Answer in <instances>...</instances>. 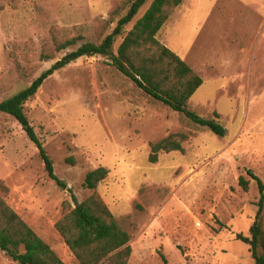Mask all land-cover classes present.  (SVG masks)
I'll list each match as a JSON object with an SVG mask.
<instances>
[{"label": "rangeland", "instance_id": "1", "mask_svg": "<svg viewBox=\"0 0 264 264\" xmlns=\"http://www.w3.org/2000/svg\"><path fill=\"white\" fill-rule=\"evenodd\" d=\"M132 1L0 0V102L66 54L101 44ZM151 2L116 38L115 56ZM156 38L203 81L186 109L204 119L216 113L224 137L152 98L100 55L55 72L25 115L78 202L93 194L83 187L87 172L108 170L96 193L130 235L128 264H254L235 236H248L260 196L247 171L264 183V0H183ZM170 136L182 151H160L150 162L151 145ZM0 181L6 204L64 264H78L54 227L68 213L64 203L73 208L69 193L48 178L18 122L1 113ZM0 264L16 263L0 251Z\"/></svg>", "mask_w": 264, "mask_h": 264}, {"label": "trees", "instance_id": "2", "mask_svg": "<svg viewBox=\"0 0 264 264\" xmlns=\"http://www.w3.org/2000/svg\"><path fill=\"white\" fill-rule=\"evenodd\" d=\"M147 1L133 0L126 14L118 20L113 31L101 44H85L66 54L27 88L0 102V113L14 118L38 150L48 178L70 195L73 208L70 203L65 202L64 208L68 209V213L54 227L78 264H128L132 253L130 235L96 193L98 185L107 178L108 170L98 167L87 172L83 187L93 191V194L83 202H78L71 189H67L65 183L56 176L52 161L24 112L25 103L37 94L49 77L80 58L107 56L121 74L131 79L152 98L183 114L191 123L208 129L217 137L222 138L226 134L216 113L213 119H204L186 109V103L202 86L203 81L180 57L156 38L171 12L183 0H152L143 16L123 38L117 56L112 53L116 38L122 35L124 27L132 22ZM69 44L70 41L56 43L58 50L65 49ZM181 138L184 140L185 137ZM160 151H182V147L173 136L152 144L150 162H155L156 154ZM247 175L258 187L260 196L257 212L248 236L237 234L235 238L249 247L254 264H264V183L250 171H247ZM239 186L243 191H249V182L243 177L239 178ZM0 191L4 195L8 193L7 187L1 181ZM0 251L16 264H64L1 196Z\"/></svg>", "mask_w": 264, "mask_h": 264}]
</instances>
